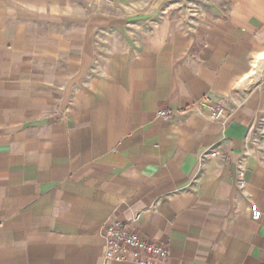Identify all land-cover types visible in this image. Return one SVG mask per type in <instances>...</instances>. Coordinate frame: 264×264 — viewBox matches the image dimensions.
I'll return each instance as SVG.
<instances>
[{
    "label": "crops",
    "instance_id": "obj_1",
    "mask_svg": "<svg viewBox=\"0 0 264 264\" xmlns=\"http://www.w3.org/2000/svg\"><path fill=\"white\" fill-rule=\"evenodd\" d=\"M110 219L264 264V0H0V264H137Z\"/></svg>",
    "mask_w": 264,
    "mask_h": 264
},
{
    "label": "built area",
    "instance_id": "obj_2",
    "mask_svg": "<svg viewBox=\"0 0 264 264\" xmlns=\"http://www.w3.org/2000/svg\"><path fill=\"white\" fill-rule=\"evenodd\" d=\"M191 109L205 110L206 116L212 120L226 121L225 107L220 103H213L208 98L199 101ZM176 112L169 108L159 109L157 116L171 119ZM217 155L215 150L203 153L201 160L207 156ZM252 218L258 220L262 217V211L256 203L251 204ZM139 216V215H138ZM103 237L105 240L104 259L116 261H133L137 264H161L170 255V250L165 245L147 239L128 223L117 219H110L104 225Z\"/></svg>",
    "mask_w": 264,
    "mask_h": 264
},
{
    "label": "bare ground",
    "instance_id": "obj_3",
    "mask_svg": "<svg viewBox=\"0 0 264 264\" xmlns=\"http://www.w3.org/2000/svg\"><path fill=\"white\" fill-rule=\"evenodd\" d=\"M253 79H254L253 76H249V77L247 78V84H248L249 86H254V85H250V84L253 83V81H254Z\"/></svg>",
    "mask_w": 264,
    "mask_h": 264
}]
</instances>
